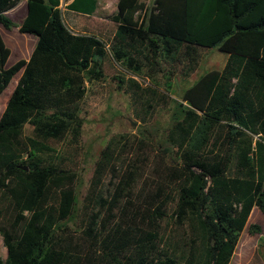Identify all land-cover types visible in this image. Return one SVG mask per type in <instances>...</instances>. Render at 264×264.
Masks as SVG:
<instances>
[{
  "label": "trees",
  "instance_id": "1",
  "mask_svg": "<svg viewBox=\"0 0 264 264\" xmlns=\"http://www.w3.org/2000/svg\"><path fill=\"white\" fill-rule=\"evenodd\" d=\"M147 1H117L108 46L70 31L61 0H25L18 26L6 14L18 0H0V26L36 38L0 115V236L7 252L0 264H44L51 253L75 264H229L252 209L264 215V0ZM96 9L97 0L65 6L85 17ZM210 48L228 57L183 92L185 105L176 103L167 139L179 163L139 150L122 155L113 138L78 211L71 179L85 89L71 78L83 74L92 82L101 78L103 60H113L134 76L147 68L167 80L188 79L200 50ZM50 58L55 66L44 68ZM248 233L259 228L249 225ZM248 250L230 264H241Z\"/></svg>",
  "mask_w": 264,
  "mask_h": 264
},
{
  "label": "rangeland",
  "instance_id": "2",
  "mask_svg": "<svg viewBox=\"0 0 264 264\" xmlns=\"http://www.w3.org/2000/svg\"><path fill=\"white\" fill-rule=\"evenodd\" d=\"M151 1L145 4L150 5ZM67 2L68 0H61L60 5L66 27L73 33L94 35L109 46L116 29L110 17L117 12V0H98L97 10L91 17L67 12L65 10ZM23 6V12L18 13ZM25 6V0H18L16 7L7 12V16L16 26L20 25L25 16ZM142 34L144 32L140 31V35ZM45 40L48 53L51 54L49 31L46 33ZM35 46V37L22 35L17 28L8 31L0 26V115ZM200 55L199 67L188 79L173 77L167 80L162 74L147 68L143 69L139 76H134L113 60L106 63L103 60V74L101 78L93 79L92 82H87L83 74L76 79L70 77L73 84L81 83L85 89L81 111L78 114L80 146L75 151V164L71 179L75 187L78 211L81 209L95 162L100 152L113 138L119 140L122 155L129 156L139 150V152L150 153L154 157L161 156L169 164L179 163L167 139L168 131L173 125L174 115L178 112L176 103L185 105L181 101L183 92L206 72L221 70L228 57L217 48L201 49ZM53 66H55V60L50 58L44 68ZM117 78L123 79L126 84L122 86ZM128 79L136 81L140 90L136 92ZM148 89L153 92H149ZM160 96H164L165 99H160ZM146 102L156 104L154 107H159L158 110L150 112L147 110ZM30 132L31 127L25 126L23 134L26 136ZM139 141L143 144L140 145ZM261 215L262 218L259 217L249 224L258 227L259 233L251 235L247 229L243 234V238L248 239L252 236L263 240L257 249V257L260 260L252 264H264V215ZM75 223L71 222L68 226L74 229L77 225ZM6 256L7 252L0 236L2 261H5ZM44 264H75V260L71 256L51 253Z\"/></svg>",
  "mask_w": 264,
  "mask_h": 264
},
{
  "label": "crops",
  "instance_id": "3",
  "mask_svg": "<svg viewBox=\"0 0 264 264\" xmlns=\"http://www.w3.org/2000/svg\"><path fill=\"white\" fill-rule=\"evenodd\" d=\"M118 1V0H117ZM71 2V0H68L67 5ZM61 5V4H60ZM16 7V6H15ZM97 7H98V0H97ZM22 11L20 13L23 12V7L21 9ZM97 10V9H96ZM7 14V13H6ZM25 15H26V6H25ZM25 17V16H24ZM23 17V19H24ZM14 89V88H13ZM257 208H253L250 216L252 219L248 218L246 227L244 228V230L241 232L240 237H239V241L238 244L236 246L235 252L231 258V260H235L237 261L239 258L238 256L242 253V251L244 249L247 248V245L249 244V250H248V254L247 256L242 260L241 264H252L253 262H259L260 258L259 257H253L254 253L257 252L258 249V241L260 239V237L254 238L252 236H250L248 239L247 238H243V234L245 233V231L248 229L250 222H254L257 218L261 217L262 218V213L260 214ZM262 238V237H261ZM258 256V255H257ZM230 260V261H231Z\"/></svg>",
  "mask_w": 264,
  "mask_h": 264
},
{
  "label": "water",
  "instance_id": "4",
  "mask_svg": "<svg viewBox=\"0 0 264 264\" xmlns=\"http://www.w3.org/2000/svg\"><path fill=\"white\" fill-rule=\"evenodd\" d=\"M24 170H26V168H24Z\"/></svg>",
  "mask_w": 264,
  "mask_h": 264
}]
</instances>
